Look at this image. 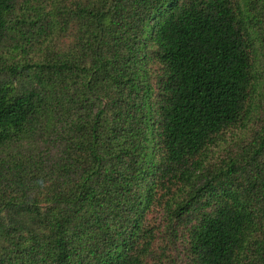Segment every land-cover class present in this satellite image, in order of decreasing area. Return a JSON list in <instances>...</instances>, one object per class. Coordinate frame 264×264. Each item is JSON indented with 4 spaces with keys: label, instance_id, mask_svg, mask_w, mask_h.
<instances>
[{
    "label": "trees",
    "instance_id": "1",
    "mask_svg": "<svg viewBox=\"0 0 264 264\" xmlns=\"http://www.w3.org/2000/svg\"><path fill=\"white\" fill-rule=\"evenodd\" d=\"M0 264H264V0H0Z\"/></svg>",
    "mask_w": 264,
    "mask_h": 264
}]
</instances>
